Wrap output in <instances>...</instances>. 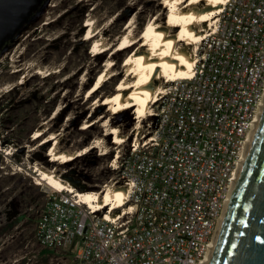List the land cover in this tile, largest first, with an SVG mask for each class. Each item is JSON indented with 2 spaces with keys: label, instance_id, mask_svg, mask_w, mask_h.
Wrapping results in <instances>:
<instances>
[{
  "label": "built area",
  "instance_id": "built-area-1",
  "mask_svg": "<svg viewBox=\"0 0 264 264\" xmlns=\"http://www.w3.org/2000/svg\"><path fill=\"white\" fill-rule=\"evenodd\" d=\"M199 47L192 76L157 98L140 139L105 160L98 191L125 186L126 211L83 202L69 180V189L43 185L40 248L68 254L67 264L202 262L263 96L264 0H228Z\"/></svg>",
  "mask_w": 264,
  "mask_h": 264
},
{
  "label": "rangeland",
  "instance_id": "rangeland-1",
  "mask_svg": "<svg viewBox=\"0 0 264 264\" xmlns=\"http://www.w3.org/2000/svg\"><path fill=\"white\" fill-rule=\"evenodd\" d=\"M166 2L167 0H45L10 43L1 48L0 139H4L3 149L7 155L5 158L0 155V264H67L70 261L68 254L61 256L40 248L35 242V224L45 199L43 185L36 183L31 168L35 161L49 168L57 167L63 178L67 175L79 178L84 182L83 190L98 191L96 184L108 176L106 158L111 156L113 149L126 146V142L133 138L129 135L127 141L117 144L108 135L105 142L107 152L103 153L100 146L92 147L87 153L62 163L49 161L50 157L46 154L48 144L36 147L32 152L28 151L42 137L31 139L41 123L47 124L50 132H60L62 135L59 146L69 150L81 149L103 135L102 121L95 119L97 115L112 114V111L108 112L103 105L92 108L91 100L86 101L84 96L113 50L93 54L94 40L85 38L86 29L83 24L86 18H97L99 25L106 28V36L113 39L123 31L130 16H134V25L139 32L151 15L158 11H164L165 15ZM197 50L199 56V44ZM128 52L113 55L114 68L122 73L117 78L106 81L93 97L113 92L119 77L124 74L122 65ZM31 60L34 65L22 69L23 64ZM37 64L49 67L50 70L56 68L57 71L47 76L33 74V68ZM13 68L22 70L12 72ZM22 72L27 76L26 81L10 89L8 84L17 82ZM83 82H87L86 85ZM16 100L19 102H15ZM154 105L155 103L151 105V110ZM57 107L60 110L54 114ZM149 118L148 115L143 119L142 131ZM87 120H92L95 124L82 129ZM134 122L131 108L113 114L112 117V124L120 125L125 132ZM28 129L32 131L30 135H27ZM86 155H95L98 160L86 165L83 160ZM17 218L20 219L16 220Z\"/></svg>",
  "mask_w": 264,
  "mask_h": 264
},
{
  "label": "bare ground",
  "instance_id": "bare-ground-1",
  "mask_svg": "<svg viewBox=\"0 0 264 264\" xmlns=\"http://www.w3.org/2000/svg\"><path fill=\"white\" fill-rule=\"evenodd\" d=\"M227 1L167 0L165 15L164 11H158L151 15L139 32L136 31L134 25V16H130L123 31L113 39L106 36V28L101 27V24L99 25L97 18L87 17L83 27L86 29L85 38L94 40L93 54L99 55L104 54L107 50H113L111 55L106 58L94 83L90 88H87L84 96L86 101L91 100L92 108L96 109L103 105L108 112L112 111L110 112L112 114L96 116L95 121H102L100 124L104 129L103 135L81 149L69 150L60 148L62 135L60 132H50L49 126L41 123L32 134V139L35 140L43 136V140H38L40 143L30 147L28 151L32 152L36 147L48 144L46 154L50 157L49 161L62 163L87 153L92 147L100 146L103 153L107 152L105 142L108 135L111 136L112 142L117 144L124 142L128 135H132L136 140L140 139L142 122L146 116L151 114V105L156 102L159 96L167 92L171 82L192 76L198 60L197 45L207 32L216 26L218 14ZM125 51L129 52L122 65L124 74L119 77L113 92L93 97L92 95L106 81L115 79L122 73V71L114 68L112 57L116 53ZM33 62V60L25 62L22 69L31 64L34 65ZM22 69L13 68L12 72H18ZM33 69V74H41L42 76L57 71L56 68L50 70L49 67L40 64H37ZM23 73L20 74L17 82L8 84L10 89L26 81L27 76ZM86 83L83 82V85ZM130 108L133 110L135 122L125 132L121 130L120 125L112 124V117L113 114L121 113ZM59 110L60 107H57L54 114L58 113ZM94 124L95 122L92 120H87L81 128L87 129ZM31 168L37 184L55 189L70 188L68 180L60 176L57 167L49 168L35 161ZM79 194L83 202L90 205L96 204L98 207L110 206L111 212L114 214L126 211L124 202L127 190L125 186L107 183L100 191L84 190Z\"/></svg>",
  "mask_w": 264,
  "mask_h": 264
},
{
  "label": "water",
  "instance_id": "water-1",
  "mask_svg": "<svg viewBox=\"0 0 264 264\" xmlns=\"http://www.w3.org/2000/svg\"><path fill=\"white\" fill-rule=\"evenodd\" d=\"M43 1L0 0V50ZM200 264H264V89Z\"/></svg>",
  "mask_w": 264,
  "mask_h": 264
},
{
  "label": "trees",
  "instance_id": "trees-1",
  "mask_svg": "<svg viewBox=\"0 0 264 264\" xmlns=\"http://www.w3.org/2000/svg\"><path fill=\"white\" fill-rule=\"evenodd\" d=\"M45 1V0H44ZM43 1V2H44ZM41 6V5H40ZM40 6L37 8V10L30 16V18L33 16V15H35L37 12H38V10H39V8H40ZM12 39H10V40H7L6 42H5V44L3 45V47L4 46H6V44H8V43H10V41H11ZM107 159V158H106ZM84 162H85V164L87 165V164H93V163H96V161L98 160V157L97 156H95V155H93V156H91V155H86L85 157H84ZM22 215V214H21ZM23 217V216H22ZM20 218H17L16 220H19Z\"/></svg>",
  "mask_w": 264,
  "mask_h": 264
},
{
  "label": "flooded vegetation",
  "instance_id": "flooded-vegetation-1",
  "mask_svg": "<svg viewBox=\"0 0 264 264\" xmlns=\"http://www.w3.org/2000/svg\"><path fill=\"white\" fill-rule=\"evenodd\" d=\"M42 3H43V2H42ZM40 5H41V4H40ZM38 7H39V6H38ZM36 10H37V9H36ZM36 10H35V11H36ZM35 11H34V12H35ZM34 12H33V13H34ZM4 44H5V43H4ZM12 71H13V70H12ZM15 102H17V103H18L19 101H18V100H16ZM31 132H32V131H31V129H28V130H27V135H30V134H31ZM42 138H43V136H42V137H41L39 140H40V141H42V140H43ZM31 139H32V136H31ZM32 140H33V139H32ZM35 140H36V139H35ZM40 141H38V143H40ZM39 147H40V146H39ZM76 176H78V177H79V175H78V174H76ZM78 179H79V178H78Z\"/></svg>",
  "mask_w": 264,
  "mask_h": 264
}]
</instances>
